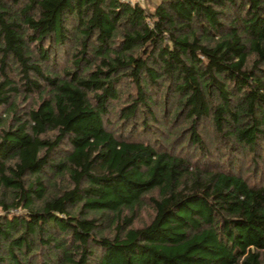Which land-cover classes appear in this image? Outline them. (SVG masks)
Segmentation results:
<instances>
[{
	"label": "trees",
	"instance_id": "obj_1",
	"mask_svg": "<svg viewBox=\"0 0 264 264\" xmlns=\"http://www.w3.org/2000/svg\"><path fill=\"white\" fill-rule=\"evenodd\" d=\"M0 264H264V0H0Z\"/></svg>",
	"mask_w": 264,
	"mask_h": 264
},
{
	"label": "rangeland",
	"instance_id": "obj_2",
	"mask_svg": "<svg viewBox=\"0 0 264 264\" xmlns=\"http://www.w3.org/2000/svg\"><path fill=\"white\" fill-rule=\"evenodd\" d=\"M126 1H130V2H139L144 4L146 2V0H126ZM153 3L158 2V0H151ZM111 119H114V117H112Z\"/></svg>",
	"mask_w": 264,
	"mask_h": 264
}]
</instances>
